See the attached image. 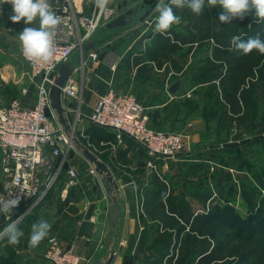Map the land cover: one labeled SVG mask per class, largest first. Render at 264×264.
<instances>
[{
    "label": "crops",
    "instance_id": "crops-1",
    "mask_svg": "<svg viewBox=\"0 0 264 264\" xmlns=\"http://www.w3.org/2000/svg\"><path fill=\"white\" fill-rule=\"evenodd\" d=\"M89 6L90 3L86 4L84 0V9ZM1 32L3 31L0 30V33ZM150 43L149 37V40L142 48L133 49L132 46H130L126 49L124 54L120 55L115 53V56H111L115 61L114 70L102 62L103 60L101 62L97 60L93 64H90L89 67L88 64L84 67L85 77L82 89L83 103L80 107L83 113H89L91 111L97 94L105 91L108 84H110L119 91L134 92L148 109L160 108L163 123L166 126L175 128L173 125L179 122V128L182 130L177 132L186 136L190 144L188 149L183 151L184 154L181 155V152L174 157L156 159L157 163H155L154 166H150L148 165L150 157L147 155L142 145L126 135H122L121 137L117 136V132L113 129L106 128L102 130L103 134L107 135V138H102L96 142L102 154H104L105 150L107 151L104 157L101 158L108 164L115 176L121 191V204L123 206L119 222V233L114 245V256L110 264H145L144 258L147 256L145 249L146 246L150 244V240L154 237L157 228L154 225H150L149 228L147 227V225L152 224L154 220L148 216L144 201L149 196L150 190L155 187V177L163 180L167 185V190H170L172 194L184 195L185 199L191 205L193 214L199 210V204L207 205L213 196V194L209 196L205 200V204H203V197L199 196L198 192L189 190L185 194L183 189L186 180H188L187 185L190 187L196 184L194 182L195 179L193 180L190 176L199 179L201 173H206V171L212 173V168L214 169V165L216 164V162H211L209 159L205 158V156L199 155V153H204L208 146L213 145V135L216 136V134L210 130L211 125L209 127L206 119L202 117V114L194 111V106L187 107L181 102L177 103L174 101L177 100L174 98L182 99L183 97H188L191 90L196 88L195 83L193 80L184 82L182 78L179 77L183 72V67L173 62L168 64L169 68L163 74V77L160 76V73L164 72V67L167 65V62L163 61L161 65H158L155 59L147 57L148 53L145 49ZM102 47L103 46H100L99 48ZM99 48H96L97 51ZM108 56L110 55L107 54V57ZM135 56L138 57L136 62L134 60ZM121 61L125 63V66L122 67L120 64L119 70H116L117 65L119 62L121 63ZM3 63H5L4 60L0 62V67ZM143 63H148V66H151L149 72L152 75L150 78L151 82L147 79L146 74L145 77H143V73H138V68ZM5 66L6 64L3 66V69ZM21 72L20 76L22 77L24 69H22ZM170 73H174L177 77L169 82ZM3 75L5 76V74L0 71V76L2 77ZM156 76H159L157 80H155ZM145 78L147 80H144ZM162 81L163 84L161 83ZM175 81H178V85L173 92H170L169 88ZM196 84H198V86L204 85V83ZM152 97H156L160 102L155 101L157 104L151 102L150 100H152ZM26 101L28 100L25 98V102ZM165 106L167 108L166 110ZM83 118L84 119L81 120L85 123L80 120L81 122L78 123L77 127L80 132H82L81 136L87 138L89 134L87 128H89L91 122L85 116H83ZM228 141H231V138ZM105 143H110L113 149L110 151L106 149V147L110 148L111 146H103ZM208 143L209 145H207ZM100 152L99 154L101 156L102 154ZM108 154L112 163L109 160ZM207 160L210 163L207 162ZM197 161H202L203 164L201 167L193 165ZM178 163L182 165H178L177 170H174L173 173L169 175V172H166L168 168L166 167L167 164L171 165ZM70 165L76 167L74 161H71ZM178 171H180V173H178ZM231 173L232 171L230 169V174ZM178 175H184L185 179L184 181L182 180L183 182L181 181V183H179L180 186L178 190H176L177 192H175L174 186L178 183ZM187 176L188 179H186ZM172 178L176 180L171 181ZM65 183L66 181H60L57 186L59 190L57 187L52 188L51 195H54L45 198L46 201L52 203L53 206L49 209L48 213H46L48 214L47 221L52 224L51 231L54 230L56 232L55 234L59 236L56 237L63 245L71 247L76 253L81 255L84 259H87L88 262H86V264H98L101 260L103 261L107 255V240L112 233V227L107 224L111 212L109 198L101 188L99 192H97L98 187L94 182V177L91 180L78 178L77 183L71 186H67ZM204 185L205 184L202 186ZM210 185H206V187H211ZM70 190L74 192L72 197L69 193ZM240 197L241 195L236 194L235 199ZM40 203L41 201L31 209L33 212L30 211L26 214L27 219L24 218L22 221H19L18 228L24 232V236L30 234L32 225L35 223L37 217H40L42 214L37 212L40 207L37 206ZM194 204L197 206L194 207ZM31 215L35 217L33 221H31L30 218ZM8 223L9 222L1 227L0 231H3V228ZM100 224H103V228L100 237L96 238V229ZM160 227L161 225L158 226V230H160ZM60 232H62V234L59 235L58 233ZM24 236L21 238L18 245H14V264H47L44 258V251L46 249L45 240H43L38 247L32 248L29 247L28 244L29 237ZM3 239H1L3 248H0V256L5 257L8 254L5 250V241Z\"/></svg>",
    "mask_w": 264,
    "mask_h": 264
},
{
    "label": "trees",
    "instance_id": "trees-1",
    "mask_svg": "<svg viewBox=\"0 0 264 264\" xmlns=\"http://www.w3.org/2000/svg\"><path fill=\"white\" fill-rule=\"evenodd\" d=\"M219 11V8L206 7L203 13L197 16L186 8L177 9L176 12L187 16L188 21L186 24H183V28L187 31L183 28L179 29L172 26L167 34L151 33L149 35L151 43L145 49L148 53L147 57L155 59L157 64L161 65L160 56L166 52L174 53L176 50L179 51L184 45L186 46V51L190 53L194 52V49L207 45L210 46L212 51L211 59L209 57L206 58L203 61L205 66H200L197 73H194L195 75L190 80L198 81L199 83L209 82L208 84L213 91L210 95H213L218 103L220 102L219 106L222 109L218 119L219 126L221 125L224 130L231 127L233 122L237 123V125H247V129L253 128L256 124L264 125V55L259 54L255 50L248 55H243L230 46L231 38L234 35H239L244 40L259 35L264 40V20L258 21L254 12H251L243 19L239 18L238 20L236 18L231 23L220 24L219 30H217ZM132 48L135 49L134 46ZM137 59L138 57L135 56V62ZM146 70L149 73L151 66H148V63H143L139 66L138 73L146 74ZM220 89L223 90L221 96L219 95L221 93ZM183 104L187 107L189 106L188 101H185ZM147 115L148 125L155 130H160L158 128H162L163 124L160 108L147 109ZM254 120H257L255 124H253ZM87 129L89 133L87 139L99 141L102 138H107V135H104L102 132L106 127L91 122V125ZM218 135L219 138L216 141L220 143L221 148L227 150V156L223 158V161L219 162L222 166L216 163L215 172L212 173L215 181H213L212 185L216 191H213L214 189L212 190L210 187L201 189L200 186H197V190L199 196L203 197V204L214 192L215 195L213 194L212 197L218 196L222 204L217 205L215 203L209 205L207 211L193 214L191 205L184 195L172 194L170 190H167V185L164 181L155 177V187L150 190L144 204L148 216L154 220L147 227L149 228L150 225H154L157 228L154 237H152L150 244L146 248L154 249L157 256L148 253L144 261L145 264H183L179 259L173 262L170 258L172 254L169 256V252L176 249L182 250L185 255H188L190 264L194 260L195 264H227L229 263L227 261L229 259L223 260L225 255L220 250L223 244L218 239L221 237L222 231L216 229L217 224H220L219 226L227 224V211H230L232 217L235 218L230 222V228L239 226L246 237L252 234L250 231L251 225L249 226V224L254 211L253 213L250 212V217H246L245 219L239 218V215L233 210L231 204L236 194L242 195L248 202H252L251 198L254 195V201L256 202L254 207H256L257 211L259 210L260 215H264V175L259 176L255 174V166L254 169L251 166L249 167V171L255 175L253 178L252 176H248L245 180L237 176V182H233L232 184L230 169L228 168L235 164L232 161L240 157L239 147L248 144L251 140L260 139L261 135L254 136L251 140L235 146H224L223 142L228 141L229 138L220 131L216 133V136ZM228 135L230 136V134ZM83 142H85L84 138ZM106 145L109 146L110 143H105L103 146L106 147ZM106 153L107 151L105 150L104 154ZM202 164V161H197L193 165L201 167ZM235 167L238 170H244L241 159L238 160ZM222 175L231 179L230 185L227 188H223L221 183H219L221 182L219 178ZM22 211L23 207L21 204L14 212L17 215ZM24 218H21L20 221ZM260 220L259 216L257 221ZM159 225H161L160 230H158ZM261 231H258V233ZM259 234L264 237L261 233ZM183 236L186 239L182 240ZM3 240L5 241L4 247L8 255L5 257L0 256V264H14V245L6 243V237ZM227 255L233 256L235 254L228 252ZM240 258L238 257L237 260H243Z\"/></svg>",
    "mask_w": 264,
    "mask_h": 264
},
{
    "label": "built area",
    "instance_id": "built-area-1",
    "mask_svg": "<svg viewBox=\"0 0 264 264\" xmlns=\"http://www.w3.org/2000/svg\"><path fill=\"white\" fill-rule=\"evenodd\" d=\"M49 4L62 17L53 45L52 62H30L23 57L20 47V59L27 67L22 78L34 85V97L29 96V86L22 84L21 96H29L30 100L25 102V98L21 97L0 105V199L20 197L19 205L10 214L11 220L21 219L29 213L63 172L67 186L78 181L77 170L67 164L71 150L69 140L53 114L47 115L45 112L49 108L50 73H54L60 63L70 62L75 52L78 53L77 61L70 62L73 70L61 86L62 101L68 108V115L73 114L70 120L74 129L78 128L79 120L85 116L96 125L113 129L117 136L126 135L142 145L151 161L174 157L188 149L183 134L151 128L148 125V107L132 93L119 91L110 84L105 91L97 94L89 113L80 110L83 103L84 67L88 61H97L99 55L96 48L83 54V47L102 24L121 11L111 3L104 12L97 10L93 3L84 9V0H49ZM103 59H107L106 63L114 70L113 58L107 57L106 53ZM148 164L153 165L150 161ZM21 204L23 211L15 215V209ZM6 219L9 220L7 215ZM44 258L47 264L88 262L56 237L47 241Z\"/></svg>",
    "mask_w": 264,
    "mask_h": 264
},
{
    "label": "rangeland",
    "instance_id": "rangeland-1",
    "mask_svg": "<svg viewBox=\"0 0 264 264\" xmlns=\"http://www.w3.org/2000/svg\"><path fill=\"white\" fill-rule=\"evenodd\" d=\"M136 1L137 0H110V3L113 7H116L119 11H121L122 9L130 6L131 4L135 3ZM85 2H86V4H88V3H90V0H85ZM13 14L14 13H13L12 5L9 3H4L3 0H0V30L3 31L0 33V62H3V60L5 62L0 67V68H2V69H0V71H2L3 74H5V76L4 75L2 77L0 76V105H6L14 99L21 98L22 96H21L20 87L22 84H27L29 86V92H30L29 96L31 98L34 97V94H35V90L33 88L34 85L30 84L26 79L22 78V77H25V75L22 77L20 76V74L22 73L21 70L24 69V72H25L27 70V67H26V64L23 63L22 60L20 59V55H19L20 43H19V39H18L19 33L26 26H32V25H25L23 20H21L18 23L12 22L10 17ZM177 14L181 17V23L178 25H173V26L180 29V28H183V24H186L188 20H187V16H184V15L179 14V13H177ZM155 16H156V14H150L149 17H147L141 24H139L138 26H136L134 28H130V29H126V30L120 29L119 31H116L114 29H110V28L107 29V28H103V26H100L92 34L91 39L95 42L94 45L96 48H99L101 45L104 46L105 44L108 43L109 49L106 52L110 56H115L116 55L115 53L120 54V55L124 54L126 49L130 46H132V47L134 46L135 49L142 48L143 45L149 40V37H150L149 35H151V33L154 32L153 28H154ZM238 20H239V18H238ZM34 25L38 27V21L35 22ZM184 30H186V29H184ZM185 47L186 46L184 45V47L179 51H176L174 53H167L166 52L164 55L160 56V60L162 62L163 61L167 62V65H165V67H164L165 70H164V72L160 73V76L163 77V74L169 68L168 64L175 61V63H177L178 66L183 67V72H182V74L179 75V77H181L184 82H187L188 80L191 79V77H193V75H195L194 73H197L198 68L200 66L201 67L205 66L203 61L208 57L210 59L212 57L211 47L208 45L204 46L202 48L194 49V52H192V53L187 52ZM101 50H103V47L98 49V53H100ZM104 55H106V53ZM77 57H78V53L75 52L71 56L70 62H72V63L76 62ZM103 57H102V59H98L99 62H101L103 60L102 62H104L106 65H108L106 63L107 59H103ZM94 62L88 61L87 62L88 67L90 64H93ZM5 64H6V66L3 69V66ZM120 64L122 67L125 66L124 65L125 63L121 61V63L119 62L118 65L116 64L117 65L116 70H119ZM89 70H91V69H89ZM126 73H128V72H126ZM145 73L147 75V79L150 81V78L152 75L150 73H147V70L145 71ZM77 76H78V74H77ZM143 77H145L144 73H143ZM158 77L156 76L155 80H157ZM175 77H177V76L174 75V73H170L169 82L174 80ZM147 79L145 78L144 80H147ZM161 83L163 84V81ZM194 83H195L196 88L191 90L188 97L182 98L183 103L185 101H188L189 106H194V111L199 112V114H202V117H204L207 121V125H209V127L211 125L210 130H212L215 134L220 131L222 134H225L226 137H228L229 139L231 138L232 141L239 140L242 138L243 139L247 138L248 140H251V138H253L254 136L261 135L260 139L251 140L248 144H244V145H241L239 147L240 157L238 159H235L234 161L231 160L235 164L232 167H228L232 171V173L230 174L231 179H232L231 183L233 184V182H237V180H238L237 176H239L240 178L245 179V180L248 178V176H250V177L252 176V178H253L255 175L250 173V171H249V167H251V166L253 169L255 166V169H254V171L256 172L255 174H257L259 176L264 175V125L256 124L253 128L247 129V127H248L247 125L246 126L242 125V124L237 125V123L233 122L231 127H228V128L223 130L222 129L223 127L221 125L219 126V121H218V119L221 115V111H222V109H220V106H219L220 102L218 103L215 100L216 98L213 95H210L213 93V91H212V88H210V85L208 84L209 82H204V85H202V86H200V85L198 86V84H196V83H199L198 81H194ZM153 84H155V83H153ZM184 87H186V86H184ZM206 87H207V89H206ZM183 89H187V88H183ZM221 89H222V87H221ZM130 93H132L140 101L139 97L137 95H135L134 92L131 91ZM221 94H223V90H221V93L219 95L221 96ZM29 96H25L23 98L30 100ZM217 97L219 98V96H217ZM174 99L179 100V101L174 100L177 103L182 101V99H180V98H174ZM152 100H150V101L155 103V104H157L155 101L160 102L156 97H152ZM208 111H209V113H208ZM70 117L73 118V114H71V115L69 114V118ZM82 119H84V118L82 117ZM81 121L79 120V122H81ZM256 121L257 120H254L253 124H255ZM83 123H85V122H83ZM222 125H223V123H222ZM173 126L175 128H173L172 126L168 127L163 123L162 128H158V129L173 131V132H175V131L177 132L179 130L180 131L182 130L179 128L180 127L179 122H177ZM75 131L77 133V136L82 141L84 138L85 142H86V143L85 142L84 143L89 148H91L95 153H97L99 155L100 147L97 144L96 140L87 139L86 137L81 136L82 132H80L79 128H76ZM228 134H230V136ZM217 138H219V135L218 136L213 135L212 144L214 146L213 145L208 146L206 151H204V153H199V155L205 156V158L209 159L211 162L214 161L218 165H220L219 162L223 161L224 160L223 158L227 156L226 155L227 150H224L223 148H221L220 143H218L216 141ZM184 139L186 140V143L188 144L187 146L189 147L190 144L187 141L186 136L184 137ZM207 145H209V143ZM106 149H108L110 151L111 149H113V146H111L110 148L106 147ZM100 153H102V151ZM182 154H184V152H182L181 155ZM100 157H104V154L101 155ZM108 157H109V154H108ZM240 159H241L242 167L244 170H238V169H236V167L234 168V166H236V164L238 163V160H240ZM109 160H110V157H109ZM71 161H74V163L76 165V167L75 166L74 167L78 172L79 179H85L86 178L88 180H91V179H93V177H95V173L93 171H92L93 173L90 172L91 166L87 163L86 160H84V158H81V156H79V154H77L75 152V150H73L72 147H71V150L69 152V158H68L67 164L70 165ZM149 161L153 165L155 163H157L156 160L151 161V159H149L148 163H149ZM207 162H209V161L207 160ZM111 163H112V161H111ZM178 165L181 166L182 164H179V163L178 164H171V165L167 164L166 167H168V168H167L166 172H169V175H171V173H173L174 170H177ZM214 166L216 167V164ZM220 166H222V165H220ZM183 167H185V166H183ZM222 169H224V168H222ZM211 172L214 173L215 168L214 169L212 168ZM178 173H180V171H178ZM212 173H208V171H206V173H201L199 176V179L190 176L193 180L195 179L194 182L196 184L194 186L190 187L187 185L188 180H186L184 187H183L185 194L189 190L193 191V192H198L197 186L201 185L200 188L203 189L206 187V185L212 184L214 181ZM0 178H1V172H0ZM66 179H67L66 175L63 172V174H61L59 176V178L57 179V181L55 182V184L56 183L57 184L56 185L54 184L49 189V191L46 193L45 197L41 200V203L39 204L40 207L38 206L39 210L37 212L42 213V214L40 215V217L39 216L37 217V219L35 220V223H37L38 221H40L42 219L45 221L48 220V214H46V213H48L49 209H51L53 206H52V203H48L45 198L48 196L49 197L53 196L54 194L51 195V190H53L52 188H54V187L56 188L60 181L65 182ZM184 179H185L184 175H180V176L178 175V181H177L178 183H176V186H174L175 192H177L176 190H178V187L180 186L179 183H181L182 180L184 181ZM186 179H188V176ZM219 179L221 181L219 183H221V186L223 188H227L230 185L231 179H228L225 175L220 176ZM175 180H176L175 178H172L171 181H175ZM203 184H205V185L202 186ZM210 188L214 189L213 185H211ZM57 189L59 190V187H57ZM54 190H56V189H54ZM214 191H216V190L214 189ZM69 193L71 194V197H72V194H74L73 190H70ZM213 194L215 195V192ZM251 199H252V202H250V201L248 202L241 195L240 198L234 199L235 201L232 200L233 202H231V204L233 206V210L239 215V218L241 217V218L245 219L246 217H250L251 216L250 212L253 213V211H254V215H252L251 222L249 224V226L251 225L250 231L252 234H249L247 236V237H251V238H247L246 236H244V234H243L244 232L242 231L241 228H239V226L235 227V228L229 227L230 222L235 219L230 214V211H227V213H228L227 218H226L227 224L226 225L222 224V226H219L220 224L219 225L217 224L218 226L216 225V229L222 231L221 237L218 239L221 240L222 244H223L221 249H220L222 251L221 253L225 255V258L223 260L229 259V260H227V261H229V263H227V264H264V237L260 236V234H259V233H261L262 235H264V233H262V232H264V215H260V213L258 212L259 210L257 211L256 207H254V205L256 203L254 201V195L252 196ZM215 203L217 205L222 204V201L220 198H218V196L212 197L210 200V203L208 202L207 205L199 204L198 205L199 210L196 211V213H201V212L207 211L209 205H212ZM195 206H197V205L194 204V207ZM31 211L33 212V210H31ZM259 216H260L261 220L257 221L259 219ZM24 217H26V214L22 218H24ZM30 218H31V221H33V219L35 217H33L31 215ZM7 220L8 219H6V214H0V228L3 227L7 222L10 223V221H7ZM216 221L219 222V220H217V219H216ZM236 221H238V220L236 219ZM255 222H259V223H255ZM200 224L202 225V223H200ZM65 228H66V225H65ZM258 231H261V232L258 233ZM55 233L56 232L54 230L50 231L49 235L44 239L46 242L45 248H46L47 241L49 240V238L56 237V236L59 237ZM58 234L60 235V234H62V232H60ZM27 235H25L24 237H29V234H27ZM188 238H189V236H188ZM183 239H186V237L183 236L182 240ZM178 243H180V242H178ZM185 243H186V240H185ZM0 248H3V243L1 241V239H0ZM145 252H147V254L149 253L151 255L157 256L156 251L154 249L146 248ZM228 252L229 253L231 252L232 254H235V255L229 256V255H227ZM170 254H172V256L170 258L172 259L173 262H175L177 259H179V261L180 262L182 261L183 264H190V259H189L188 255H185L182 250L176 249L175 251L169 252V256H170ZM238 257L239 258L241 257L240 259H243V260H237ZM144 259H146V257ZM192 262L193 263H191V264H195V260Z\"/></svg>",
    "mask_w": 264,
    "mask_h": 264
},
{
    "label": "clouds",
    "instance_id": "clouds-1",
    "mask_svg": "<svg viewBox=\"0 0 264 264\" xmlns=\"http://www.w3.org/2000/svg\"><path fill=\"white\" fill-rule=\"evenodd\" d=\"M12 5V22L23 20L26 26L19 33V43L23 57L30 62L51 63L54 52L53 45L57 36V28L62 23V17L52 10L49 0H3ZM100 12L107 10L110 0H90ZM219 8L217 30L220 24L231 23L236 18L243 19L247 14L254 12L258 21L264 20V0H157L153 31L167 34L173 25L181 23L177 9H188L199 16L205 8ZM231 48L248 55L254 50L264 55V40L259 35L246 40L234 35L230 41ZM20 203L19 196L0 199V214H6L11 220V212ZM20 218L11 220L0 231V239L7 238L10 245H18L24 232L18 228ZM52 224L45 220L34 223L29 234V247L35 248L49 235Z\"/></svg>",
    "mask_w": 264,
    "mask_h": 264
},
{
    "label": "water",
    "instance_id": "water-1",
    "mask_svg": "<svg viewBox=\"0 0 264 264\" xmlns=\"http://www.w3.org/2000/svg\"><path fill=\"white\" fill-rule=\"evenodd\" d=\"M157 0H137L132 5L123 9L116 16L106 21L103 28H110L116 31L126 30L134 28L141 24L150 14H156L155 5ZM95 42L90 38L83 47V54H86L89 50L96 48ZM109 49V44L103 46V50L99 53L98 59H102L106 51ZM73 70V65L70 62H62L58 66L54 73H50L52 82L48 89V102L49 108L46 109V114H53L61 130L64 132L69 140V143L73 150L84 158L95 172L94 182L98 187L103 190L105 195L109 198L110 217L107 224L112 227V233L107 240V255L105 259L98 264H110L114 256V245L116 243L119 233V222L123 210L121 204V191L115 176L106 162L91 148H89L78 136L73 127V124L68 115V108L63 104L61 96V86L63 85L67 76ZM178 85V81H175L169 88L170 92H173ZM248 139L225 141L224 146H235L239 143H243ZM103 224L98 225L95 233V237L99 238Z\"/></svg>",
    "mask_w": 264,
    "mask_h": 264
}]
</instances>
